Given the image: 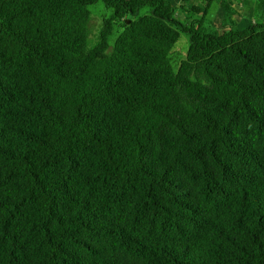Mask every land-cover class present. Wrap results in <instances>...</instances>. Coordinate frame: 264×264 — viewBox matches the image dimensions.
<instances>
[{
    "label": "trees",
    "instance_id": "obj_1",
    "mask_svg": "<svg viewBox=\"0 0 264 264\" xmlns=\"http://www.w3.org/2000/svg\"><path fill=\"white\" fill-rule=\"evenodd\" d=\"M235 1L191 8L208 32L185 0H0V264H264V23Z\"/></svg>",
    "mask_w": 264,
    "mask_h": 264
},
{
    "label": "rangeland",
    "instance_id": "obj_2",
    "mask_svg": "<svg viewBox=\"0 0 264 264\" xmlns=\"http://www.w3.org/2000/svg\"><path fill=\"white\" fill-rule=\"evenodd\" d=\"M234 3L235 8L240 13L239 16H237L238 19H243L242 21L239 20V22H236V25L239 29L245 28V26L250 22H256L259 24L264 23V14L261 13V9H264V6L260 5L259 0H236ZM205 4V0H185V2L181 3V9L178 10L177 17L182 19L186 17L188 18V22H200L208 32L219 31L222 27L214 24V21L218 22L217 14L215 15V12L218 10L217 4L212 3L210 6H208L206 15L204 17L202 16V12H194L191 10L194 5H198V9H203L205 7ZM240 4L242 7H239ZM89 8L92 13L89 38L90 43L93 44L99 32V28L102 21V15L109 14L110 10L105 9L101 2L91 5L89 6ZM143 11H141L140 13L143 14ZM187 46V34L182 33L180 35L179 40L172 48V53L174 55V58H176L177 62L185 58Z\"/></svg>",
    "mask_w": 264,
    "mask_h": 264
},
{
    "label": "crops",
    "instance_id": "obj_3",
    "mask_svg": "<svg viewBox=\"0 0 264 264\" xmlns=\"http://www.w3.org/2000/svg\"><path fill=\"white\" fill-rule=\"evenodd\" d=\"M243 3H244V2H243ZM239 7H242L241 4L239 5ZM263 11H264V9H263Z\"/></svg>",
    "mask_w": 264,
    "mask_h": 264
}]
</instances>
